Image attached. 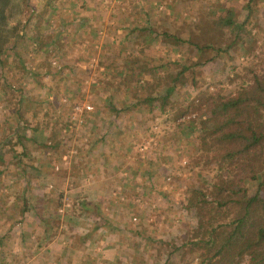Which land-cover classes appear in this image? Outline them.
<instances>
[{"label":"rangeland","instance_id":"rangeland-1","mask_svg":"<svg viewBox=\"0 0 264 264\" xmlns=\"http://www.w3.org/2000/svg\"><path fill=\"white\" fill-rule=\"evenodd\" d=\"M27 1L37 9L45 2ZM224 1L57 0L55 4L60 9L49 11L51 25L48 27L44 21L39 30L45 35L54 34V37L59 33L61 47H55L45 56L41 50L34 51L32 40L17 37L18 57L29 71L14 86H21L24 98L31 99L30 106L21 108L27 121L23 131L31 136L33 127L38 125L40 134L46 139L52 131L51 120L59 116L64 119L59 133L60 136L64 134L62 143L56 152H49L52 156L49 157L50 165L54 162L57 168H49L53 180L43 188L44 194H50L51 190L50 196L53 195L50 206L56 204L54 199L60 190L63 206L75 213L78 203L73 204L74 198L75 201L84 198L102 202V214L98 217L88 215L84 218L77 212L79 225L64 219L65 235L60 244L77 250L66 253L60 264L198 263L202 251L195 252L190 249V241L184 242L186 232L190 236L196 226L194 211L184 206L186 191L189 187H207L216 178V170L214 163L192 166L191 142L194 138L188 131L181 135L178 122L198 125L199 117L194 111L186 112V107L201 93L219 91L227 97H235L238 78H230L239 76L238 69L243 64L255 60L253 56L259 54V39L264 36V0H256V19L253 18L263 30L251 25L250 31H243L240 38H234L232 31L217 27L214 22L216 15L211 14V7L219 8L223 3L225 5ZM245 1L229 0L228 3L240 11ZM144 25L170 33L187 29L192 31L196 41H207L218 48L227 47L225 53L210 54L212 61L199 67L197 86L186 84L179 88V96L169 98L174 106L166 105L164 112H160L157 99L150 104L140 99L146 92L139 89L151 77L147 68L156 65L154 69L159 75L176 71L177 63H189L194 59L195 49L187 43L175 46L159 36L151 39L144 54H138V44L142 41L131 40L139 26ZM131 26H135L133 35L125 39ZM52 44L55 46V41ZM8 52L4 59L5 73L16 74L14 63L17 58ZM124 58L135 66L130 81L122 80L124 72L121 70L128 68ZM47 63L50 69L39 76V80L30 76L37 68L46 69ZM260 69L264 70V66ZM6 79L0 80V89L2 82L9 81ZM53 91H59L56 103L51 100ZM110 94L114 96L111 101L115 107L121 109L118 115L105 110ZM77 103L90 105L91 109L84 108L75 119L73 105ZM126 106L128 108L123 109ZM16 110L15 105L0 102V133L7 137L4 143L8 150L6 156L20 150L16 137L23 126L19 124ZM253 117L258 116L251 113ZM104 131L108 138L102 143L97 139ZM115 133V140L111 141ZM88 148L91 150L89 158L84 155ZM33 153L39 157L37 148ZM119 156L122 158L118 160ZM103 161L111 163L108 169ZM64 174L77 175L79 179L75 181L76 177L74 180L69 177L65 180ZM25 180L26 175L15 166L0 175V207H4L2 212L0 210V234L6 235L7 239L4 250L0 249V264H31L32 254L25 249V245H30V239L27 236L17 241L18 236L15 237L11 228L16 224L17 209L6 206L7 202L20 199ZM23 194L28 195V192L25 194L24 190ZM36 201L40 205L41 200ZM138 214L143 219L136 226L140 234H136L131 219L132 215ZM103 216L109 220L99 219ZM144 219L150 223L145 224ZM111 224L118 226L117 232L108 230ZM123 229L126 230L122 232ZM99 234L104 235L103 238ZM14 247L15 251H12Z\"/></svg>","mask_w":264,"mask_h":264},{"label":"trees","instance_id":"trees-1","mask_svg":"<svg viewBox=\"0 0 264 264\" xmlns=\"http://www.w3.org/2000/svg\"><path fill=\"white\" fill-rule=\"evenodd\" d=\"M56 1L45 0L43 5L37 9L27 0H0V80L3 81L5 78L9 80L6 83H1L0 102L5 101L15 105L19 124L23 126L22 132L16 137L20 150L8 156H6L8 150L4 145L7 142V137L0 133V164L3 163L0 165V175L8 169L13 170L14 166L24 176L26 175L27 180H25L22 192H20L21 200L17 198L15 201L7 202L6 206L10 209H17L16 222L23 221L27 216H30L29 224L33 226V230L36 228V218L45 230H48L49 227L52 228L57 223L59 226L60 221H64V219L78 224V213L82 214L84 218L88 215L98 217L102 214L101 201H88L84 198L80 201H75L74 198L73 204L78 203L76 207L78 213L67 210L65 205L63 206L61 190L54 199L56 204L53 207L47 205L48 201H53V195L50 196L51 190H49L50 194L45 193V195L43 188L51 184L53 180L49 168L57 166L54 162L52 166L50 165L52 162H49L51 156L49 152H56L57 147L62 143L64 134L61 133L62 136L59 134L60 127L64 125L62 116L51 120L52 131L46 139L43 137L44 135L40 134L38 125L33 127L31 136H27V132L23 131L24 127L27 126V121L23 117L21 108L22 106H30L31 99L24 98L21 86H14V83L21 82L29 71L28 66L18 57L16 43H18L19 38L17 37L32 40L34 51L41 50L45 56L55 47H61V39L59 37L58 40L57 37L59 33H55L56 37H54V34L45 35V32L42 33L39 30L44 21L47 22L48 27L51 25L49 11L60 9L55 4ZM228 1L225 0V5L223 3L219 8L211 7L213 12L210 13H215L214 22L217 27L232 31L234 38H240L243 31L249 32L251 25H255L261 31L263 30L253 20L254 17L256 19V0H246L240 11L233 6L231 7ZM133 28L135 26L130 27L125 39L132 37ZM146 28L148 31H145ZM159 36L175 46L187 43L195 49L194 59L190 60L189 63L184 61L177 63L176 71L163 72L159 75L154 69L156 65H150L147 68L151 77L141 85L139 90H143L146 94L140 99L149 104L152 100L157 99L160 112H164L167 111L166 105H169L170 108L174 106L169 98L171 95L177 98L179 88L182 89L186 84L193 87L197 86L196 76L200 73L199 67L212 61L213 56L210 54L225 53L227 47L226 49L218 48L207 41H196L192 37V31L187 29L185 31L176 29L170 33L149 28V25L139 26L138 33H135L134 40L131 42L140 39L143 43L138 44L137 52L144 54L151 39ZM54 41L55 46L52 44ZM259 42V54L253 56L255 60L243 64L238 69L239 76L235 75L230 78L231 80L238 78L236 81L237 89L233 94L235 97H227L219 91L209 94L201 93L200 97L198 96L195 101L190 103L191 106L186 107V112L194 111L199 117L198 125L193 126L178 122L180 134L188 131L194 138L191 142L190 162L192 166H205L214 163L216 170V178L207 187H189L186 191L184 206L194 211L196 226L194 233L190 236L187 235L188 231L186 232L184 242L187 240L191 242V250L202 251L201 255L198 256L197 264H264V70L260 69V66H264V36L260 37ZM8 51H11L12 55L17 58L14 63L17 67L15 68L16 74H13L12 71H8L10 74L5 73L4 59L9 53ZM124 60L128 64V68L121 70L124 72L123 75L121 74L122 80L130 81L133 79L135 66L132 61L126 58ZM169 64L170 62L167 63V66ZM45 67L44 70L37 68L31 71L30 76H36L39 80V76L49 71L50 64L47 63ZM233 68L236 69L235 66ZM56 90L58 89L56 88ZM58 94L59 91H53L51 95L53 103L57 102ZM113 98L112 94L108 96L109 105L105 110L108 113L118 115L121 109L115 107L114 101H111ZM127 108L128 106L123 107V109ZM251 113L258 117L252 119ZM105 135L107 132H102L97 140L104 143ZM116 135L117 133L113 134L111 141L115 140ZM36 148L40 153L38 154L39 157L33 155V149ZM84 155L89 158L91 155L90 148L86 149ZM121 158L119 156L117 159ZM29 159L32 161L29 162ZM103 162L105 169H108L111 163ZM145 172L150 174L149 170H145ZM76 176L69 174L71 180H74L73 178ZM78 179L76 177L75 181ZM24 190L25 194L28 192V195L23 194ZM37 199H43L46 202L43 207L38 204ZM1 207L2 212L4 207ZM60 207L62 211L57 210ZM73 214L75 215L72 216ZM139 215L131 216L135 224L133 227L136 229V234L141 233L136 227L143 220ZM5 216H9L6 211ZM5 216L2 217L5 219ZM101 218H105L106 222L109 220L105 216L99 219ZM144 222L145 224L150 223L147 219H144ZM108 230L117 232L118 226L111 224L108 226ZM124 230L126 229H123L122 232ZM27 236L30 237L27 233L24 238ZM101 236L103 238L104 235ZM125 236L128 237V235ZM186 236H188L187 239ZM34 239L38 245H41L49 239V234H36ZM6 241V235H2L0 237V249L5 247ZM120 244L122 243L120 242Z\"/></svg>","mask_w":264,"mask_h":264},{"label":"crops","instance_id":"crops-1","mask_svg":"<svg viewBox=\"0 0 264 264\" xmlns=\"http://www.w3.org/2000/svg\"><path fill=\"white\" fill-rule=\"evenodd\" d=\"M104 138H108V136L105 135ZM64 164H66V163H64ZM63 177L65 178V180H69V174H64ZM45 203L46 202L42 199L40 205H42V207H43ZM51 203L52 202L48 201L47 205L50 206ZM57 210L62 211V208L60 207ZM0 222H2V221H0ZM29 223H30V216L29 217L27 216L23 221L16 222V224H14L11 228L14 229V231H15V234H14L15 237L18 236L17 241L24 240L25 239L24 235L27 233L30 235V237H29V239H30L29 244L30 245L29 246L25 245V247H26L25 249L28 250L32 254V258L30 260L31 264H60V261H63L62 257H64V255H66V253L77 250V248L73 249L69 245H63L62 246V244H60L61 241H63V237L65 235V231L63 229L64 228V221L63 220L60 221L59 227H58V223L56 225L57 227L53 226L51 228V227H49L50 226L49 225L48 230H45V228L39 223V221H37V218L35 220L36 228H34V230H33V226H31ZM35 229H36V231H35ZM8 232H10V231H8ZM44 233L49 234V239L47 241L43 242L41 245H38L36 243V240L34 239L35 235L36 234L42 235ZM2 235L3 234H0V237ZM13 246H14V244H13ZM19 248H21V246ZM2 250H4V248H2ZM12 251H15V247L13 248ZM33 256H34V258H33ZM26 262H28V260Z\"/></svg>","mask_w":264,"mask_h":264},{"label":"built area","instance_id":"built-area-1","mask_svg":"<svg viewBox=\"0 0 264 264\" xmlns=\"http://www.w3.org/2000/svg\"><path fill=\"white\" fill-rule=\"evenodd\" d=\"M86 108V109H91V106L90 105H83V104H74L73 105V115L74 118L76 119L81 113H83V109ZM77 116V117H76Z\"/></svg>","mask_w":264,"mask_h":264}]
</instances>
